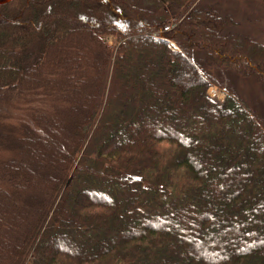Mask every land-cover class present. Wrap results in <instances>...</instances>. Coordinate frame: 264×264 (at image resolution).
Segmentation results:
<instances>
[{
  "label": "trees",
  "instance_id": "trees-1",
  "mask_svg": "<svg viewBox=\"0 0 264 264\" xmlns=\"http://www.w3.org/2000/svg\"><path fill=\"white\" fill-rule=\"evenodd\" d=\"M252 5L0 4V264H264Z\"/></svg>",
  "mask_w": 264,
  "mask_h": 264
},
{
  "label": "rangeland",
  "instance_id": "rangeland-1",
  "mask_svg": "<svg viewBox=\"0 0 264 264\" xmlns=\"http://www.w3.org/2000/svg\"><path fill=\"white\" fill-rule=\"evenodd\" d=\"M262 11L264 12V9H262L260 6L252 5L250 7V11L246 13L247 15L244 14L238 17L240 23L244 25V30H251L254 28L253 30H256L258 32L256 34L260 39H264V34H262L261 32V29L264 28V13ZM253 18L256 19L254 22L251 21ZM260 19H263V22ZM246 20H248L249 22L246 23ZM106 40L110 44H114V39H112L111 37H108ZM208 93L212 98H215L219 101H223L225 99L223 91L216 86L210 87ZM239 94L242 95V97L245 99H250L252 97L258 98V100L264 103V88H261L250 82H241L239 84Z\"/></svg>",
  "mask_w": 264,
  "mask_h": 264
},
{
  "label": "water",
  "instance_id": "water-1",
  "mask_svg": "<svg viewBox=\"0 0 264 264\" xmlns=\"http://www.w3.org/2000/svg\"><path fill=\"white\" fill-rule=\"evenodd\" d=\"M12 0H0V4L10 2ZM172 47L175 49L176 47L172 44Z\"/></svg>",
  "mask_w": 264,
  "mask_h": 264
}]
</instances>
